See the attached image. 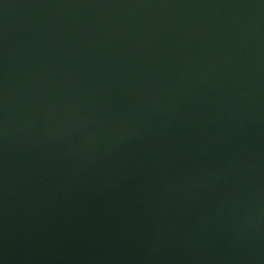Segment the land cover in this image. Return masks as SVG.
<instances>
[{"label": "water", "instance_id": "1", "mask_svg": "<svg viewBox=\"0 0 264 264\" xmlns=\"http://www.w3.org/2000/svg\"><path fill=\"white\" fill-rule=\"evenodd\" d=\"M0 264H264V0H0Z\"/></svg>", "mask_w": 264, "mask_h": 264}]
</instances>
